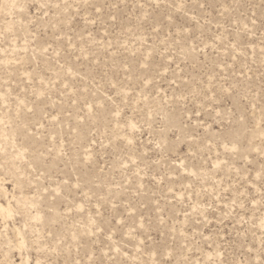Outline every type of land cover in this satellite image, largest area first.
<instances>
[{
    "label": "rangeland",
    "instance_id": "1",
    "mask_svg": "<svg viewBox=\"0 0 264 264\" xmlns=\"http://www.w3.org/2000/svg\"><path fill=\"white\" fill-rule=\"evenodd\" d=\"M0 201V264H264V0H0Z\"/></svg>",
    "mask_w": 264,
    "mask_h": 264
},
{
    "label": "bare ground",
    "instance_id": "2",
    "mask_svg": "<svg viewBox=\"0 0 264 264\" xmlns=\"http://www.w3.org/2000/svg\"><path fill=\"white\" fill-rule=\"evenodd\" d=\"M1 192L4 193V194H6V193H7V188H6L5 186H2V187H1ZM7 204H8V203H7ZM12 211H13V209H12V206H11L10 204L5 205V204H3V203L0 201V212H1L3 215H5V216H7V215H11V214H12Z\"/></svg>",
    "mask_w": 264,
    "mask_h": 264
}]
</instances>
